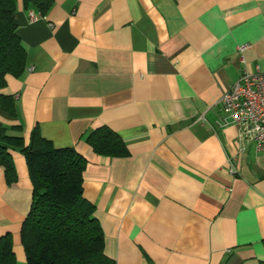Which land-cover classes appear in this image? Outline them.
Wrapping results in <instances>:
<instances>
[{
	"label": "crops",
	"instance_id": "crops-1",
	"mask_svg": "<svg viewBox=\"0 0 264 264\" xmlns=\"http://www.w3.org/2000/svg\"><path fill=\"white\" fill-rule=\"evenodd\" d=\"M14 19L26 70L7 77L16 115L0 121L85 157L83 195L115 264H264V151H239L219 101L244 69L264 72V0H53L45 14L16 0ZM100 126L125 155L93 151ZM11 153L0 237L24 264L32 183Z\"/></svg>",
	"mask_w": 264,
	"mask_h": 264
},
{
	"label": "trees",
	"instance_id": "trees-1",
	"mask_svg": "<svg viewBox=\"0 0 264 264\" xmlns=\"http://www.w3.org/2000/svg\"><path fill=\"white\" fill-rule=\"evenodd\" d=\"M42 14L53 0H23ZM16 0H0V111L14 117V97L2 93L8 76L19 78L26 70L27 53L14 19ZM21 125L0 121V167L11 184L16 179L12 151L24 155L32 183V197L20 240L24 264H115L104 252V233L94 215V205L84 197L86 159L73 147H56L37 128L29 140L19 133ZM86 141L100 155L122 156L127 150L120 136L107 126L91 131ZM0 264H17L11 236L0 237Z\"/></svg>",
	"mask_w": 264,
	"mask_h": 264
},
{
	"label": "built area",
	"instance_id": "built-area-1",
	"mask_svg": "<svg viewBox=\"0 0 264 264\" xmlns=\"http://www.w3.org/2000/svg\"><path fill=\"white\" fill-rule=\"evenodd\" d=\"M247 48L240 45V59ZM223 113L239 128V151L249 143L264 151V72L258 65L244 69L233 85L219 99Z\"/></svg>",
	"mask_w": 264,
	"mask_h": 264
}]
</instances>
